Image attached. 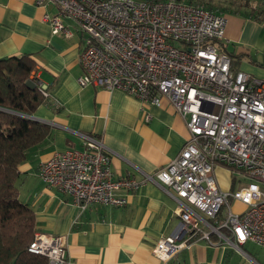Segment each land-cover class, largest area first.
<instances>
[{
  "label": "built area",
  "instance_id": "2783aa9c",
  "mask_svg": "<svg viewBox=\"0 0 264 264\" xmlns=\"http://www.w3.org/2000/svg\"><path fill=\"white\" fill-rule=\"evenodd\" d=\"M50 1L58 7L45 16L53 33L73 35L63 17L81 32V87L121 89L152 104L165 97L189 136L167 165L137 179L115 178L102 139L86 135L82 149L57 151L41 161V180L67 194L80 211L91 204L124 206L122 191L159 181L180 216L153 248L163 261L198 239L238 249L247 241L264 244V78L232 68L224 49L227 16L185 0ZM34 83L51 97L48 83L36 78ZM217 166L248 181L224 190ZM230 199L243 207L234 210ZM28 249L46 256L47 264H71L62 235L36 231Z\"/></svg>",
  "mask_w": 264,
  "mask_h": 264
},
{
  "label": "crops",
  "instance_id": "0c3cea01",
  "mask_svg": "<svg viewBox=\"0 0 264 264\" xmlns=\"http://www.w3.org/2000/svg\"><path fill=\"white\" fill-rule=\"evenodd\" d=\"M56 13L58 7L50 0L43 4L0 0V58L31 54L37 61L33 77L48 83L51 92L33 115L49 125V134L19 165V196L35 210L36 231L64 236L71 264H235L229 247L249 256L252 264H261L243 248L250 241L238 249L223 241L211 245L198 239L168 261L154 255L158 239L172 232L180 220L176 201L159 181H148L137 191H122L128 200L124 206L91 204L80 211L67 194L41 180L39 163L57 151L82 149L86 135L102 139L115 178L137 179L167 165L189 136L184 119L165 97L152 104L121 89L81 87L77 81L82 72L81 32L73 19L63 17L73 35L53 33L45 16ZM225 15L228 51H248L251 56L253 50L264 51L262 23L241 14ZM262 55L254 59L262 61ZM243 58L238 68L254 69ZM258 74L264 78L261 71Z\"/></svg>",
  "mask_w": 264,
  "mask_h": 264
},
{
  "label": "trees",
  "instance_id": "16d2710c",
  "mask_svg": "<svg viewBox=\"0 0 264 264\" xmlns=\"http://www.w3.org/2000/svg\"><path fill=\"white\" fill-rule=\"evenodd\" d=\"M222 14H241L264 25V0H187ZM226 49V48H225ZM239 69L244 53L230 51ZM37 61L29 53L0 58V264H47L48 258L28 248L37 230L34 208L19 196V165L43 142L49 125L33 117L46 100L34 83Z\"/></svg>",
  "mask_w": 264,
  "mask_h": 264
},
{
  "label": "rangeland",
  "instance_id": "374dc122",
  "mask_svg": "<svg viewBox=\"0 0 264 264\" xmlns=\"http://www.w3.org/2000/svg\"><path fill=\"white\" fill-rule=\"evenodd\" d=\"M223 1V0H221ZM225 1V0H224ZM225 49V48H224ZM228 51L227 49H225ZM239 52L236 53L235 58H238ZM260 56L264 54V51H261ZM259 54L256 52V50H253L252 56L247 51L246 54H243V63L252 64L254 69H250L251 67H248V69H244L247 72H251L255 74L256 76L261 77L258 72L261 71L263 73L264 77V56L262 57L263 60H255L254 58L258 59ZM216 178L219 181L220 187L224 190H231L235 189L236 187L241 186L243 183L247 182V178L243 176L242 174L233 171L232 169L223 167V166H217L216 167ZM230 203L232 204V208L234 210H239L242 207V203L235 201L234 199H230ZM230 245V244H228ZM231 246V245H230ZM233 253V263L235 264H252V261L249 256L242 255L239 250H236L232 247H229ZM245 251H247V254L249 255L254 253L257 259L260 261L261 264H264V244H258L256 242H248L246 245L243 246Z\"/></svg>",
  "mask_w": 264,
  "mask_h": 264
}]
</instances>
